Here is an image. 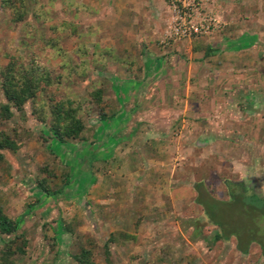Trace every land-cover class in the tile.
Wrapping results in <instances>:
<instances>
[{
    "label": "rangeland",
    "instance_id": "374dc122",
    "mask_svg": "<svg viewBox=\"0 0 264 264\" xmlns=\"http://www.w3.org/2000/svg\"><path fill=\"white\" fill-rule=\"evenodd\" d=\"M149 2L25 0L27 15L15 23L0 0V65L34 59L59 77V84L40 94L37 104L49 96L56 101L79 100L86 129L83 140L60 149L47 131L49 121L39 123L33 116L31 102L0 122V138L7 136L18 148L0 151V208L12 219L23 217L18 233L28 241L26 254L15 256L12 264H76L73 256L81 249L90 250L96 264H264L263 202L249 195L235 202L234 193L227 195L225 180L240 176L233 160L215 153L206 156L203 146L187 147L181 136L190 138L191 129L185 121L184 130L180 123L172 130L173 138L181 137L176 143L179 150L157 148L159 170L147 178H112L111 167L91 165L92 160L90 171L84 161L75 170L80 144L94 138V119L107 114L103 95L99 112L91 94L111 85L104 75L122 68L121 61L127 63L124 68L134 70L149 42L162 48L191 44L195 38L203 41L226 31L231 20L240 27L236 24L253 18L264 29V0H195V11L184 17V23L201 29L210 25L209 32L172 39L173 27L182 21L171 0ZM151 10L157 13L148 20L144 15ZM124 27L136 34H124ZM124 43L131 47L124 49ZM5 103L0 90V105ZM69 144H77L72 153L67 151ZM133 151L137 162L139 147ZM85 152L79 158L85 160ZM39 181H45L50 192H60L45 194L37 188ZM196 184L200 192L221 202H210L202 194L199 199L207 202L198 205ZM212 222L221 229L223 241L213 239L218 228ZM115 233L134 240L107 244ZM5 240L0 234V254ZM240 247H249L248 255L241 254Z\"/></svg>",
    "mask_w": 264,
    "mask_h": 264
},
{
    "label": "crops",
    "instance_id": "0c3cea01",
    "mask_svg": "<svg viewBox=\"0 0 264 264\" xmlns=\"http://www.w3.org/2000/svg\"><path fill=\"white\" fill-rule=\"evenodd\" d=\"M155 13L151 10L144 17L149 20ZM254 21H240L236 24L240 27H235L237 21L231 20L226 31L203 39L201 43L211 48L207 56L193 51L188 43L159 48L149 42L143 45L148 51L139 54L134 70L119 62L122 68L104 75L111 84L103 92L108 118L94 119V138L80 144L79 154L85 150L86 157L83 160L77 154L75 170L84 161L90 171L92 160L91 165L111 167L112 178H147L152 170H159L157 148L170 153L179 150L176 143L183 137L187 147L203 146L206 156L215 153L233 160L240 176L236 181L225 180L227 195L244 199L249 195L264 204V29ZM131 31L124 27V34H136ZM184 121L191 129L190 138L183 134L173 138L172 130L179 123L184 130ZM56 145L61 149L67 144ZM76 146L69 144L67 151L72 153ZM137 147L136 162L133 149ZM249 250L239 252L248 255Z\"/></svg>",
    "mask_w": 264,
    "mask_h": 264
},
{
    "label": "trees",
    "instance_id": "16d2710c",
    "mask_svg": "<svg viewBox=\"0 0 264 264\" xmlns=\"http://www.w3.org/2000/svg\"><path fill=\"white\" fill-rule=\"evenodd\" d=\"M2 8L11 11L12 21L15 23L23 22L27 15L25 0H2ZM191 44L193 51H202L204 52V56H207L211 51V48L204 46L199 38L193 39ZM50 46L54 47L55 45L50 43ZM58 84L59 77L54 78L48 69L41 66L34 59L27 64L20 63L16 60H10L4 67L0 65V90L6 100L5 104L0 105V122L10 120L13 117L14 111L21 113L26 103L31 102L33 105V116L39 123H45L47 120L49 121L47 131L57 143L68 144L71 141L83 140L82 134L86 129L82 119V113L84 112L83 105L79 100L65 97L56 101L49 96L47 101L42 105L36 102L40 94L45 93L47 89ZM102 95L103 92L101 90H97L91 94L94 106L99 109V112L103 111ZM99 118L105 120L108 117L102 114L99 115ZM17 149V145L14 141L2 135L0 138V151H16ZM2 159L3 156L0 154V162ZM68 177L66 178L68 179ZM37 188L49 196L60 192L58 190L50 192L45 186V181H39L37 183ZM197 192L198 196H196L195 202L198 205L207 202L205 200H202V202L201 199H199V196L202 194L198 189ZM233 197L235 202L244 200L241 195L238 197L237 195H233ZM208 199H210V202H215L210 197ZM22 218L23 217L18 220L12 219L4 214L3 210L0 208V234L7 237L4 243V249L0 254V264H12V260L15 256H24L26 254L28 241L22 233H18L20 231ZM212 223L218 228V231L213 235V239L215 242L223 241V239H221V229L217 224L214 222ZM127 236L128 235L121 233L111 234L107 244H118V240L126 238L130 240L131 237ZM238 249L242 253L247 252V247H240ZM105 254L106 261L109 262V251L106 250ZM73 259L76 264H96L93 260L92 252L87 249H81L78 254L73 256Z\"/></svg>",
    "mask_w": 264,
    "mask_h": 264
},
{
    "label": "built area",
    "instance_id": "2783aa9c",
    "mask_svg": "<svg viewBox=\"0 0 264 264\" xmlns=\"http://www.w3.org/2000/svg\"><path fill=\"white\" fill-rule=\"evenodd\" d=\"M174 9L177 11V18L182 21L178 26H174L171 32V38L181 39L192 35L207 33L210 30V25L205 29L198 28L193 25H186L184 17L192 16L195 11V0H171Z\"/></svg>",
    "mask_w": 264,
    "mask_h": 264
}]
</instances>
